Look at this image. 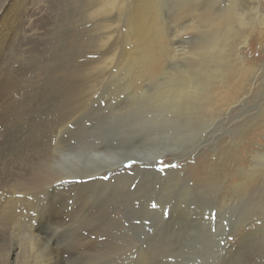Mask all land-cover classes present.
Listing matches in <instances>:
<instances>
[{
	"label": "rangeland",
	"instance_id": "rangeland-1",
	"mask_svg": "<svg viewBox=\"0 0 264 264\" xmlns=\"http://www.w3.org/2000/svg\"><path fill=\"white\" fill-rule=\"evenodd\" d=\"M94 1L0 0V196L34 180L33 173L44 164L71 158L69 151L127 157L138 150L148 136L111 128L108 122L116 111L109 107L134 102L146 79L152 88L149 78L155 77L139 75L146 62L154 63L159 74L181 67L184 51L196 59L200 55L198 41L191 39L194 30L180 34L179 28L186 24L202 30V20H189L179 0L160 2L162 44L142 53L127 40L126 16L133 1L117 3L105 18L91 14ZM222 5L226 0H214L210 15ZM247 17L245 22L253 21ZM231 25L234 32L241 26L237 21ZM254 27L243 49L248 70L231 60V73L237 76L215 84L209 95L219 124L211 120V128L189 130L187 138L177 136V129L161 132L155 148L180 149L167 151L178 160L172 162L167 153L159 160L177 167L159 172H174L130 170L137 166L133 160L123 163L121 172H100L102 156L90 164L68 159L65 177L39 194L27 192L33 202L24 204V221L34 219L39 234L33 248L14 229V221L0 226L3 264H264V167L257 168L250 185L236 175L238 169H250L255 144L264 147V27ZM69 108L72 115L66 118ZM135 112L121 110L117 118ZM151 134L159 136V131ZM203 180L213 183L207 199L195 193ZM236 184L241 186L234 191Z\"/></svg>",
	"mask_w": 264,
	"mask_h": 264
},
{
	"label": "bare ground",
	"instance_id": "bare-ground-1",
	"mask_svg": "<svg viewBox=\"0 0 264 264\" xmlns=\"http://www.w3.org/2000/svg\"><path fill=\"white\" fill-rule=\"evenodd\" d=\"M123 1L124 0H95L92 6L91 14L96 17L105 18L109 13L113 11V7H115L117 3L120 2L122 4ZM132 1L133 8L126 16L128 26L127 40L132 46L136 47L135 49L142 53L145 52L152 44H156L155 46H158L160 43L162 44L163 33L161 28L159 27L161 22V18L159 16L160 12L159 14L158 12H156L162 0ZM241 1L245 2L247 6H244V4L242 5ZM213 2L214 0H204L200 2H197V0H179L177 3L179 8L181 9L180 12L186 13L188 15V18H190L189 20L193 18L202 20V26L200 27L202 30L192 28V25L186 24L179 28L180 34L192 32V30H194L191 39L194 41H198V44L196 45L197 48L195 50L200 53L199 57L196 59L192 53L184 51L180 54V59L185 62L181 67L168 69L164 68V70H162L159 74L156 73L157 70L154 63L150 64V62H146V64L144 65V62L142 61L144 66H141L139 75H142L140 76L142 78L149 76L152 78L155 77L154 79L149 78L151 81L150 84H152V88H150V86L148 87L145 84V82L147 81L146 79L143 81L141 87L139 88V94L137 95V97H129L131 98L128 99L129 101H132L133 98H135L134 102L127 103L125 107H117V105H115L113 108L109 107L110 109H114L116 111L112 114V117L108 122V125L111 128L115 127L116 130L128 135L143 134L145 136H148L145 141L136 148L138 150H136L135 152L133 150L129 154H126L129 155L127 157H118L117 153L115 152H113L114 154H107V152L103 150L91 151L79 149V156L75 152L69 151V155L71 158L68 159H71L72 164L78 162L82 163L81 161L84 162V160L88 161V163L90 164V160H95L98 157L102 156L101 158H103V165L98 168L100 169V172L103 171V169L104 171H109L112 173H115L117 171L121 172V170L124 169L122 164L130 160L135 161V164L137 165L135 167H131L130 170L149 169L156 171L157 161L163 159L166 153L170 154L167 152L168 150L176 151V149H180V147H161L162 149H159L158 146L164 136L161 132H164L166 134V131L170 130L171 132V130L177 129V136L186 137L187 135H190V131H194V133H196L209 129L210 124H213L211 123V120L214 122L218 119L219 116H213L214 114H217L216 111L218 110V108H216V110L209 101L211 90L214 88L215 84H220L223 82L226 83L232 76H237L236 73H231V60L234 61L235 66L240 67L243 70L247 69L243 61V49L247 44V39L255 29L254 25L258 24L259 28L264 27V12L262 10L264 8H262L261 6L262 0H226V5H222V8L219 7V9H217L216 15L212 13L210 15L209 7ZM248 8L249 11L252 12L248 15L253 16V21L245 22L246 19H244V16H248L247 14H245V10ZM182 17H185V15H183ZM234 21H237L241 25L237 26L235 32L233 31L234 25H231V23ZM213 27H217L220 30H217L214 33H209V31ZM232 34H234L235 36H231ZM204 36H206V38ZM262 36L263 35H261V37ZM202 37H204V40L201 39ZM231 46L232 49L230 50L229 48ZM132 55H134V53ZM137 59L141 60V58L137 57L136 63ZM133 60H135V57H133ZM142 62L140 61V63ZM169 70L175 71L176 74H172ZM241 89L242 88H240L239 90ZM83 101L86 100L84 99ZM237 101L239 102L241 100ZM126 109H136V112L133 116L117 118V113L121 110ZM225 111L226 110H223V115H225ZM219 112L221 114V109L219 110ZM162 114H168L170 116L169 119H163V117V120L158 119V117H161L160 115ZM69 115H72L70 108L67 110L66 118H68ZM216 123L218 122L216 121ZM154 130L159 131V136L151 134ZM171 133L173 134V132ZM167 135L166 138L169 136ZM156 145H158L157 148H155ZM255 146L258 147V150L255 151L254 155L250 156V169L242 170V168L241 170L238 169V172H236L235 170L239 180H245L244 186L252 182V176L256 173L258 167H264V147H260L256 144ZM61 155L63 154L61 153ZM169 156H171L170 159L172 162H174V160H178L172 157L173 154H170ZM68 159L62 162L53 161L50 164V167L44 164L45 166L43 168L37 169L33 173L34 178L30 175L34 180L29 179V181L27 182L24 181L19 188L13 189L5 195L0 196V226L2 227V225H10V222L12 224V221H14L17 224L15 225L14 229L18 233H20V235L24 239L26 246L29 249L33 248L35 243H38L39 234L35 232L37 226L34 219L24 221L26 214L24 204L28 205V203L33 202V200L31 199H27V192H29L28 190L33 189V192H35L34 195H36V193L39 194V192L44 189L43 187H49V185H51L55 181H58L65 177L64 171ZM49 162L50 159L48 163ZM185 166L186 164H184V166L179 168L178 170L181 171ZM78 167H80V165ZM86 167L85 170H87ZM100 172H96L93 175L101 176ZM171 172H174V170L170 169L166 172L158 171V173L161 175L171 174ZM203 183L202 187L196 188L195 193L198 194V196H204L207 199L206 194H209V192L211 191L210 185H212L213 183L210 184L209 182H206V180ZM241 185H243V182ZM241 185H232V190L235 191V189H237ZM239 191L240 190H238V192ZM19 251L21 250H17V252H15L17 258L19 255ZM3 263L4 259L2 256L0 258V264Z\"/></svg>",
	"mask_w": 264,
	"mask_h": 264
},
{
	"label": "snow or ice",
	"instance_id": "snow-or-ice-1",
	"mask_svg": "<svg viewBox=\"0 0 264 264\" xmlns=\"http://www.w3.org/2000/svg\"><path fill=\"white\" fill-rule=\"evenodd\" d=\"M157 163L161 165V167H159V168L157 169V171H163V170H164V167H171V168H175V167H177V165L174 164V163H170V164H167V165H164L163 161H157ZM127 166H130V165H126V167H127ZM104 179H107V177H104ZM156 206H157V205H156L155 203H153L152 207L155 208ZM164 215L167 216V215H168V212L166 211V212L164 213Z\"/></svg>",
	"mask_w": 264,
	"mask_h": 264
}]
</instances>
